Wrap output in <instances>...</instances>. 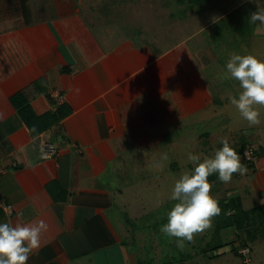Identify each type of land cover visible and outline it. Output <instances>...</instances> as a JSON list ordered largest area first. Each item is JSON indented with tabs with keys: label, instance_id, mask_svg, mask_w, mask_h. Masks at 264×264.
<instances>
[{
	"label": "crops",
	"instance_id": "0c3cea01",
	"mask_svg": "<svg viewBox=\"0 0 264 264\" xmlns=\"http://www.w3.org/2000/svg\"><path fill=\"white\" fill-rule=\"evenodd\" d=\"M80 1L0 0V223L47 224L27 264H138L125 246L129 201L145 197L142 191L149 182L144 179L161 166L157 150L143 146L133 128L132 113L154 93L169 91L167 81L175 74L168 60L177 66L196 63L201 50L189 55L184 48L178 53L148 49L133 35L120 33L117 25L87 23ZM209 5L205 13L217 9L220 15L214 16L219 17L217 23L213 16L205 23L202 31L210 34L205 45L218 41L212 37L214 27L234 21L230 15L247 5H252L249 13L236 18L237 27L240 30L239 22L244 21L249 40H264V25L249 21L258 10L257 0ZM260 6L264 8V2ZM209 53L212 61L220 60ZM205 56L192 69L182 68L190 72L186 78L200 76L196 71ZM27 87L37 93L30 102L36 115L61 105L69 110L37 136L11 103ZM43 143L55 148L50 158L43 159ZM245 175L264 204V166H254ZM6 206H11L10 212ZM218 234L222 244L203 252L205 256H219L210 255L217 247L231 246L237 255L245 248L235 227Z\"/></svg>",
	"mask_w": 264,
	"mask_h": 264
},
{
	"label": "rangeland",
	"instance_id": "374dc122",
	"mask_svg": "<svg viewBox=\"0 0 264 264\" xmlns=\"http://www.w3.org/2000/svg\"><path fill=\"white\" fill-rule=\"evenodd\" d=\"M80 2L81 15L87 23L117 25L120 33L133 35L139 43H145L148 49L159 53L175 49L178 53L184 48L189 55L191 51L195 53L198 50H201L200 57L208 55L203 62L200 60L196 71L200 76L193 75V79L186 78L190 72L182 68L192 69L200 57L196 63L185 61L180 62L179 66L168 60L171 65L168 62L166 64L171 73L175 74L167 81L169 91L151 94L132 113L133 128L143 139V146L146 144L152 150H157L155 159L161 167H156L154 171L157 172L154 174L149 173L145 179L142 178L144 183L149 182V187L142 191L145 197L129 201L131 205L126 214L129 235L125 237V246L132 250V254L139 260L138 264H246L239 254L231 252V246L217 247L210 252V255L218 253L217 257H208L203 253L223 242L221 235L215 232V217L218 214L212 216L210 226L194 234L191 241L183 240V246L178 244L180 238L169 237L160 229L161 225L167 223V212L176 203L170 199L176 180L195 167L188 160L189 153L198 154L203 160L213 156L222 147L221 141L227 140L239 156L243 145L259 149L264 154V106H257L260 123L250 125L230 101V97L236 96L241 89L239 82L231 78L226 70V63L233 54H254L264 59V40L258 37L249 40L246 22H239L240 30L235 22L236 18H243L242 14H248L247 8L252 5L230 15L234 21H224L214 27L212 37L218 41L207 46L203 40L209 38L210 34L204 35L202 29L206 22L209 24V17L220 13L217 9L205 13L204 9L208 6L211 8L209 4L219 5L222 0ZM207 50L208 53L215 52L220 60L212 61L213 55L208 54ZM242 161L240 158L246 174L254 166H264V163L257 165L259 160L253 166ZM245 172L242 175L239 172L233 173L229 182L218 179L210 183L211 195L216 201L230 199L235 204L244 202V208L237 207V216L243 225L238 239L241 247L250 250L248 264H264V204L259 200L260 193ZM219 220L225 221V217L221 216Z\"/></svg>",
	"mask_w": 264,
	"mask_h": 264
},
{
	"label": "clouds",
	"instance_id": "9594fccd",
	"mask_svg": "<svg viewBox=\"0 0 264 264\" xmlns=\"http://www.w3.org/2000/svg\"><path fill=\"white\" fill-rule=\"evenodd\" d=\"M257 0L258 10L251 14L249 21L264 25V8ZM219 17H213L217 23ZM230 77L239 82L241 89L230 101L250 125L260 123L257 106H264V59L254 54H233L226 63ZM222 147L214 155L204 158L189 153L188 160L194 169L184 172L176 180L170 199L176 201L167 212V223L161 225V232L169 237L191 241L194 234L210 226V218L220 211L215 198L211 195L208 177L218 174L223 182H229L232 174L245 172L240 157L227 140L221 141ZM47 224L41 220L35 224L0 223V264H27L29 254L40 246L42 231Z\"/></svg>",
	"mask_w": 264,
	"mask_h": 264
},
{
	"label": "trees",
	"instance_id": "16d2710c",
	"mask_svg": "<svg viewBox=\"0 0 264 264\" xmlns=\"http://www.w3.org/2000/svg\"><path fill=\"white\" fill-rule=\"evenodd\" d=\"M200 1L201 0H195V2H200ZM36 95L37 93L34 91L33 87H27L24 90L15 94L11 98V103L14 109L18 112L20 118L23 120V122L30 130L31 134L34 136H37L43 133L44 131L52 128L54 125H56L59 121H61L64 117H66L69 114V110L67 109V107L61 105L55 111L48 112L41 116L36 115L30 107V102L32 99L36 97ZM248 149L252 150V152L254 153L255 160H253V162H247L244 158V152ZM240 153L241 155L239 157L243 160L242 162L250 164V166L251 165L253 166L260 159V157L264 155L260 153L259 149L254 150L252 147L245 145L241 147ZM218 179H219L218 174H212L208 177L209 183L216 182ZM225 202H226L225 199H220L219 201H217V203L220 204L219 205L220 211L218 215L215 217V222L217 223L215 225L216 232L227 227H235L237 231H241L243 229V225L239 221V216H237L238 215L237 212H239L237 205H235L233 201H229L226 203ZM230 210H233L234 212L231 214L229 213ZM221 216L225 217V221L219 220V217Z\"/></svg>",
	"mask_w": 264,
	"mask_h": 264
},
{
	"label": "built area",
	"instance_id": "2783aa9c",
	"mask_svg": "<svg viewBox=\"0 0 264 264\" xmlns=\"http://www.w3.org/2000/svg\"><path fill=\"white\" fill-rule=\"evenodd\" d=\"M41 151L43 154V159L50 158L52 155L55 154V148L49 143H43L41 146ZM244 158L247 162H253L255 160L254 153L252 150L248 149L244 152ZM1 204V203H0ZM6 210L9 212L11 211V206H6ZM238 254L243 258V262L248 264L249 263V249L248 248H241L238 250Z\"/></svg>",
	"mask_w": 264,
	"mask_h": 264
}]
</instances>
